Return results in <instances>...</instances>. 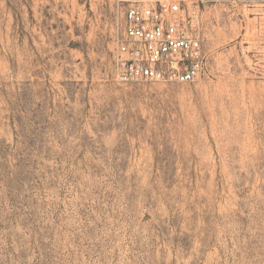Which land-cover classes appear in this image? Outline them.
<instances>
[{"label": "rangeland", "instance_id": "1", "mask_svg": "<svg viewBox=\"0 0 264 264\" xmlns=\"http://www.w3.org/2000/svg\"><path fill=\"white\" fill-rule=\"evenodd\" d=\"M191 83L116 77V0H0V264H264V2L192 0Z\"/></svg>", "mask_w": 264, "mask_h": 264}, {"label": "built area", "instance_id": "2", "mask_svg": "<svg viewBox=\"0 0 264 264\" xmlns=\"http://www.w3.org/2000/svg\"><path fill=\"white\" fill-rule=\"evenodd\" d=\"M253 4L264 0H231ZM123 30L117 37L116 77L123 82L191 83L204 77L208 54L192 0H116Z\"/></svg>", "mask_w": 264, "mask_h": 264}]
</instances>
